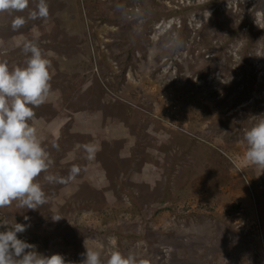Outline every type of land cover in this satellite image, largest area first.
Segmentation results:
<instances>
[{
    "label": "rangeland",
    "instance_id": "rangeland-1",
    "mask_svg": "<svg viewBox=\"0 0 264 264\" xmlns=\"http://www.w3.org/2000/svg\"><path fill=\"white\" fill-rule=\"evenodd\" d=\"M198 1L46 0L48 17L16 31L39 0L0 13V61L24 66L27 41L50 61L29 122L50 161L35 181L47 203L0 208L38 253L49 233L47 255L65 262L81 247L132 264H264V171L243 155L264 119V0Z\"/></svg>",
    "mask_w": 264,
    "mask_h": 264
},
{
    "label": "clouds",
    "instance_id": "clouds-1",
    "mask_svg": "<svg viewBox=\"0 0 264 264\" xmlns=\"http://www.w3.org/2000/svg\"><path fill=\"white\" fill-rule=\"evenodd\" d=\"M28 6L29 0H0V13H19ZM48 15L46 0H39L27 17L14 16L11 28L19 30L28 20L46 19ZM22 51L30 54L22 67L10 69L6 61H0V208L15 201L18 208L36 210L47 203V198L35 181L42 172H47L50 161L37 138L36 128L29 122L35 117L34 109L49 97L52 74L50 61L35 43L25 42ZM243 139L244 159L264 171V119L246 129ZM78 171L71 169L67 178L50 174L45 180L67 183ZM61 217L52 215V220L58 222ZM0 226L6 229L0 231V264H66L61 254L43 255L35 250V245L19 239L17 233L26 231L25 224L15 221L9 224L4 219ZM82 264H132V258L112 251L104 259L101 251L86 248Z\"/></svg>",
    "mask_w": 264,
    "mask_h": 264
},
{
    "label": "trees",
    "instance_id": "trees-1",
    "mask_svg": "<svg viewBox=\"0 0 264 264\" xmlns=\"http://www.w3.org/2000/svg\"><path fill=\"white\" fill-rule=\"evenodd\" d=\"M223 0H218L217 2H216V0H202V3H199L200 1H198V2H194L193 4L196 6V8H197V10H198V8L199 7H202V8H204V9H206V8H210V7H212L213 5H216V4H218V3H221ZM200 4H202V6L200 5ZM200 5V6H199ZM186 6V5H185ZM189 7V6H188ZM181 8V7H180ZM182 9V8H181ZM177 11V12H176ZM168 13H176L175 15H184V10H175V9H171ZM130 49V48H129ZM174 64H178V63H174ZM37 111V110H36ZM80 220H82V219H80ZM84 221V220H83ZM49 234V233H48ZM48 234H47V236H43V237H47L46 239H41V243H42V245L44 246V248L42 249L43 250V254L44 255H47V253H46V251H47V249L49 248V244H50V242H49V238H48ZM31 241H34L33 239L31 240ZM82 245H84V243H82ZM48 251H49V249H48ZM86 252V250L85 249H81V247L80 248H74L73 249V253H72V258L73 259H75L76 257H84V253ZM71 256H70V261H68V262H66L67 264H76V262H75V260L73 261V260H71ZM82 260V259H81ZM156 264H160V262H157Z\"/></svg>",
    "mask_w": 264,
    "mask_h": 264
},
{
    "label": "bare ground",
    "instance_id": "bare-ground-1",
    "mask_svg": "<svg viewBox=\"0 0 264 264\" xmlns=\"http://www.w3.org/2000/svg\"><path fill=\"white\" fill-rule=\"evenodd\" d=\"M222 6H223V4L222 3H218L217 5H216V9H218V8H222ZM211 8V7H210ZM213 10V8H211V11ZM6 34V33H5ZM48 36H50V35H48ZM124 123V122H123ZM118 124V123H117ZM160 262V261H159Z\"/></svg>",
    "mask_w": 264,
    "mask_h": 264
},
{
    "label": "flooded vegetation",
    "instance_id": "flooded-vegetation-1",
    "mask_svg": "<svg viewBox=\"0 0 264 264\" xmlns=\"http://www.w3.org/2000/svg\"><path fill=\"white\" fill-rule=\"evenodd\" d=\"M221 3H222V2H221ZM216 5H217V4H216ZM216 5H213L212 7H216ZM212 7H211V8H212Z\"/></svg>",
    "mask_w": 264,
    "mask_h": 264
}]
</instances>
